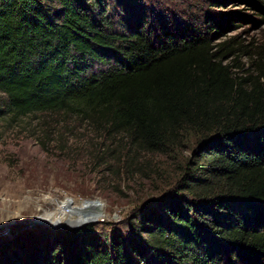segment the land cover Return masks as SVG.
Wrapping results in <instances>:
<instances>
[{"label": "trees", "instance_id": "trees-1", "mask_svg": "<svg viewBox=\"0 0 264 264\" xmlns=\"http://www.w3.org/2000/svg\"><path fill=\"white\" fill-rule=\"evenodd\" d=\"M132 2L0 0L2 111L70 113L151 152L192 129L194 158L133 220L139 240L42 226L2 241L0 264H264V68L239 77L223 61L238 40L213 45L237 17L211 14L203 32Z\"/></svg>", "mask_w": 264, "mask_h": 264}, {"label": "rangeland", "instance_id": "rangeland-1", "mask_svg": "<svg viewBox=\"0 0 264 264\" xmlns=\"http://www.w3.org/2000/svg\"><path fill=\"white\" fill-rule=\"evenodd\" d=\"M153 1L174 7L177 12L171 15L182 19L181 24L203 32L211 14L219 21L237 17L220 33L210 31L213 45L236 38L223 61L239 77L263 76L264 3L260 10L246 0H220L217 5L214 0ZM125 2L126 9L134 4ZM139 6L136 20H141ZM0 109V244L42 226L66 229L90 223L100 235L118 231L139 240L133 220L157 208L158 198L180 183L200 137L189 129L182 142L151 152L130 136L105 133L70 113L35 112L13 119L2 111L1 94Z\"/></svg>", "mask_w": 264, "mask_h": 264}, {"label": "water", "instance_id": "water-1", "mask_svg": "<svg viewBox=\"0 0 264 264\" xmlns=\"http://www.w3.org/2000/svg\"><path fill=\"white\" fill-rule=\"evenodd\" d=\"M42 222L48 223L47 221H42ZM64 228L67 229V228H75V227H67V226L65 227V226H64Z\"/></svg>", "mask_w": 264, "mask_h": 264}]
</instances>
